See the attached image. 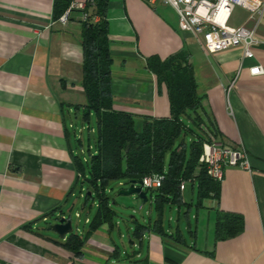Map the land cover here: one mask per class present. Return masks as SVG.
Here are the masks:
<instances>
[{
	"label": "crops",
	"instance_id": "1",
	"mask_svg": "<svg viewBox=\"0 0 264 264\" xmlns=\"http://www.w3.org/2000/svg\"><path fill=\"white\" fill-rule=\"evenodd\" d=\"M107 2L114 109L168 117L166 89L162 85L158 92L145 63L151 56L165 60L183 52L202 98L200 115L213 122L220 134L216 142L246 151L249 170L226 168L219 198L201 206L197 194L192 202L195 187L189 186L191 199L185 200L184 184L183 205L166 207L163 224L168 234L179 231L183 245L154 232L133 239L137 223L152 225L158 219L149 193L148 212L140 219L131 216L126 234L118 218L112 227L90 231L95 201L81 227L76 197L85 184L71 159V153L84 154L82 131L89 126L84 120L77 125L85 104L81 12L73 11L61 25L52 18L54 0H0V264H264V74H249L254 66L264 71V17L256 30L262 44L249 59L240 48L207 54L179 30L175 11L161 2ZM88 12L91 21L99 20L91 8ZM228 25L251 27L248 13L235 8ZM89 128L93 136L95 127ZM172 208L174 222L166 215ZM223 212L240 215L243 227L234 237L216 239ZM60 217L71 220V233L83 240L79 254L64 246L69 234L60 238L48 228Z\"/></svg>",
	"mask_w": 264,
	"mask_h": 264
},
{
	"label": "trees",
	"instance_id": "2",
	"mask_svg": "<svg viewBox=\"0 0 264 264\" xmlns=\"http://www.w3.org/2000/svg\"><path fill=\"white\" fill-rule=\"evenodd\" d=\"M73 0H54L53 19L58 20ZM107 0H94L92 16L97 22H81V88L85 97L82 105V120L88 125L94 117L95 131L92 148L87 146L88 158L71 153L76 173L86 184L88 201L97 202L89 228L114 225L118 213L113 209L110 197L112 184L128 185L130 181L141 182L150 175H162L161 186L148 191L158 213L152 224H136L133 239L140 241L147 232H154L176 245H183L180 233L168 234L164 229L165 208L183 205L180 185L196 188L197 206L203 200L219 198L220 182L211 179L205 166L199 163L203 144L211 143L220 134L210 118L200 115L202 98L197 94L193 70L188 56L181 52L161 60L157 56L146 59V69L156 77L158 92L163 85L169 105L168 117L137 116L114 109L112 94L113 59L108 39L106 19ZM190 122V125L187 124ZM88 134L90 128H87ZM191 135L189 145L186 136ZM77 147L79 140H76ZM89 143V139H87ZM167 158V161H166ZM149 198V197H148ZM243 227L240 215L219 213L216 225V239L234 237ZM83 245V240L69 234L65 247L75 254Z\"/></svg>",
	"mask_w": 264,
	"mask_h": 264
},
{
	"label": "built area",
	"instance_id": "3",
	"mask_svg": "<svg viewBox=\"0 0 264 264\" xmlns=\"http://www.w3.org/2000/svg\"><path fill=\"white\" fill-rule=\"evenodd\" d=\"M149 5L161 2L172 8L178 17V28L182 33L194 39L207 54H217L229 48H240L243 58H252L253 49L262 41L256 34L257 27L264 17V0H142ZM94 5V0L87 3L72 1L63 15L57 20L61 25L68 22L73 11L81 12L82 21L89 18L87 5ZM235 8L248 13L251 27H230L228 20ZM251 76L264 74L261 66L249 69ZM235 81L226 88L230 93ZM199 163L203 164L207 175L214 181L221 182L223 172L229 167L249 170V160L243 148L231 147L216 141L203 144ZM162 175H150L142 179V188L147 191L156 190L161 186ZM184 184L180 185V190Z\"/></svg>",
	"mask_w": 264,
	"mask_h": 264
},
{
	"label": "rangeland",
	"instance_id": "4",
	"mask_svg": "<svg viewBox=\"0 0 264 264\" xmlns=\"http://www.w3.org/2000/svg\"><path fill=\"white\" fill-rule=\"evenodd\" d=\"M83 113H81V117H82ZM82 124V118L77 121V125L78 127H81ZM188 122V121H187ZM89 126L92 128V126H94V117L91 116L90 118V124ZM87 125L86 128L82 131V138H83V142H84V154H79L82 155V158H88L87 155V139L90 138L91 142H92V135L88 134V130H87ZM90 136V137H89ZM192 139L191 135H187L186 136V144L189 145L190 141ZM167 161V158H166ZM86 184L84 185L83 188V193L82 196L80 197L79 194H77V199H78V210L81 212V227H83L84 225V219L86 214L88 213V211H91L92 214V202L94 203V201H88V203L85 205V196L87 194L86 191ZM127 188V185L125 186H119V184H112L111 186V190L109 192L110 197L112 200H114L115 202H117L116 206H113L114 209L117 211L118 213V227L123 231L124 234H126L127 229L131 226V216L136 217L137 219L141 218V215H145L148 210H149V203L146 204H141V201H139L135 196H119L118 193L119 191H121L122 189ZM191 195H192V191L191 188L188 186L186 188V192H185V200L187 202H190L191 199ZM192 202L193 204L196 202V193H195V189L193 192V197H192ZM140 208H142L140 210ZM192 214H195V208L192 207ZM166 215L169 217L170 215L172 216L173 222L175 221V217L177 215V211L175 208H172L170 210L167 211ZM75 221H78L77 219H75ZM79 222V221H78ZM192 222H194V219H192ZM187 236V235H186ZM124 243L127 245V240L124 241Z\"/></svg>",
	"mask_w": 264,
	"mask_h": 264
},
{
	"label": "water",
	"instance_id": "5",
	"mask_svg": "<svg viewBox=\"0 0 264 264\" xmlns=\"http://www.w3.org/2000/svg\"><path fill=\"white\" fill-rule=\"evenodd\" d=\"M147 193L148 191L142 188V182L130 181L127 188L122 189L118 194L126 197L135 196L142 204H145L148 200ZM48 228L55 232L60 238H64L65 235L71 234L72 232L71 220L60 217L55 219L54 223L50 224Z\"/></svg>",
	"mask_w": 264,
	"mask_h": 264
}]
</instances>
